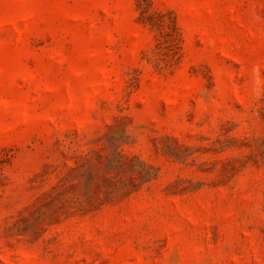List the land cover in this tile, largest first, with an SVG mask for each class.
Listing matches in <instances>:
<instances>
[{"label":"rangeland","instance_id":"obj_1","mask_svg":"<svg viewBox=\"0 0 264 264\" xmlns=\"http://www.w3.org/2000/svg\"><path fill=\"white\" fill-rule=\"evenodd\" d=\"M0 264H264V0H0Z\"/></svg>","mask_w":264,"mask_h":264}]
</instances>
